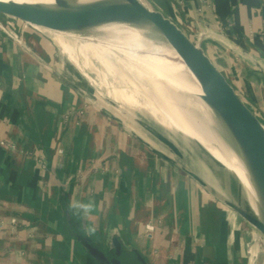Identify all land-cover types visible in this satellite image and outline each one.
Wrapping results in <instances>:
<instances>
[{
	"label": "crops",
	"instance_id": "1",
	"mask_svg": "<svg viewBox=\"0 0 264 264\" xmlns=\"http://www.w3.org/2000/svg\"><path fill=\"white\" fill-rule=\"evenodd\" d=\"M147 1L194 36L209 28L201 40L264 116V0ZM2 19L14 35L0 28V264H95L76 233L120 238L140 264L134 248L147 264H264V235L194 154L94 103L52 33Z\"/></svg>",
	"mask_w": 264,
	"mask_h": 264
},
{
	"label": "water",
	"instance_id": "2",
	"mask_svg": "<svg viewBox=\"0 0 264 264\" xmlns=\"http://www.w3.org/2000/svg\"><path fill=\"white\" fill-rule=\"evenodd\" d=\"M0 16L38 30L79 36H98L101 27L127 25L139 30L151 41L174 49L198 81L202 90L201 99L210 109L211 116L228 131L232 148L243 160L264 201V116L248 100L246 92L236 86L241 74L236 72L235 79L229 76L228 69L233 67L229 60L221 53L214 52L182 24L155 9L147 0H54L53 3L0 0ZM220 57L226 59L227 65L219 61ZM142 123L164 144L182 154L172 139L163 136L145 122ZM182 135L191 145L196 146L200 157L213 170V174L229 173L205 146ZM225 202L264 235L262 211L256 210L251 202L249 207L227 200ZM69 222H72L71 218ZM75 236L95 264L120 263L118 256L124 245L120 238L114 237L101 248L99 242L86 233H76ZM132 250L143 264H147L137 249Z\"/></svg>",
	"mask_w": 264,
	"mask_h": 264
},
{
	"label": "bare ground",
	"instance_id": "3",
	"mask_svg": "<svg viewBox=\"0 0 264 264\" xmlns=\"http://www.w3.org/2000/svg\"><path fill=\"white\" fill-rule=\"evenodd\" d=\"M100 30L98 36L52 34L101 92L132 100L170 132L185 134L205 146L234 174L255 209L264 213V201L243 160L232 148L228 131L211 116L201 99L198 81L178 53L127 25L105 26ZM91 72L98 78H93Z\"/></svg>",
	"mask_w": 264,
	"mask_h": 264
},
{
	"label": "rangeland",
	"instance_id": "4",
	"mask_svg": "<svg viewBox=\"0 0 264 264\" xmlns=\"http://www.w3.org/2000/svg\"><path fill=\"white\" fill-rule=\"evenodd\" d=\"M82 76L86 83V86L91 90L92 93H94L92 97V101L94 103L98 102L102 109H105V111L111 113L114 112L117 116L123 119L138 120L139 118L142 122H145L152 128L159 131L163 136L170 138V135L173 140H176L174 144L176 146H179L182 152H189V154H194L195 159L193 164L191 163V167H193L194 169H198V167L200 166V169L204 170L203 175L205 176V178L212 181L213 188L216 189L217 193L221 197H223L227 201L239 203L248 207L250 206V200L247 197L246 192L244 191L243 187H241L240 183L238 182L234 174H232V172L229 171V173L225 172L221 173L220 175H217V173L212 174L213 170L208 165H205V167L203 166L202 161L198 155L199 151L196 149V146L191 145L188 140H186V137H184L181 133L170 132L164 126L159 124L148 113L144 112L140 106L134 105V102L132 100H125L123 97L115 98L112 94L108 95L107 93H103L101 92V89L94 85V83H92L85 74H83ZM91 76L93 78H98L97 75H95V73L93 72H91ZM222 134L224 138L226 137V139H228L227 135L223 131ZM120 260L121 261L118 264H140L139 260L130 253H124V255H121Z\"/></svg>",
	"mask_w": 264,
	"mask_h": 264
},
{
	"label": "built area",
	"instance_id": "5",
	"mask_svg": "<svg viewBox=\"0 0 264 264\" xmlns=\"http://www.w3.org/2000/svg\"><path fill=\"white\" fill-rule=\"evenodd\" d=\"M3 17L0 16V28L6 32L9 36H13L14 35V32L12 30V28L10 27L9 25V22H4ZM10 18H7V20H9ZM10 20H13V19H10ZM211 34V32L209 31V28H206L205 27V30H199L198 33H196V36L198 39H203L205 36ZM218 35H220V39L222 38V35L219 33V34H216V36L218 37ZM5 224V221L0 218V228L3 227ZM149 227L150 228H153V226L151 224H149Z\"/></svg>",
	"mask_w": 264,
	"mask_h": 264
},
{
	"label": "trees",
	"instance_id": "6",
	"mask_svg": "<svg viewBox=\"0 0 264 264\" xmlns=\"http://www.w3.org/2000/svg\"><path fill=\"white\" fill-rule=\"evenodd\" d=\"M73 221H74V220H73ZM72 228H73V227H72ZM74 229H76V230L78 229V223H77V222L75 223Z\"/></svg>",
	"mask_w": 264,
	"mask_h": 264
},
{
	"label": "flooded vegetation",
	"instance_id": "7",
	"mask_svg": "<svg viewBox=\"0 0 264 264\" xmlns=\"http://www.w3.org/2000/svg\"><path fill=\"white\" fill-rule=\"evenodd\" d=\"M121 255H119L118 257L120 258ZM112 264V263H111Z\"/></svg>",
	"mask_w": 264,
	"mask_h": 264
}]
</instances>
